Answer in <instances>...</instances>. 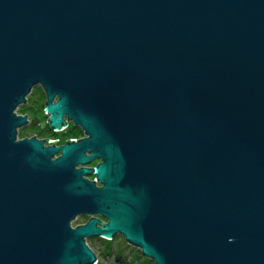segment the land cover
<instances>
[{"label": "water", "instance_id": "water-1", "mask_svg": "<svg viewBox=\"0 0 264 264\" xmlns=\"http://www.w3.org/2000/svg\"><path fill=\"white\" fill-rule=\"evenodd\" d=\"M37 86L85 137L18 139ZM118 234L264 264V0H0V264H102L87 238Z\"/></svg>", "mask_w": 264, "mask_h": 264}, {"label": "rangeland", "instance_id": "rangeland-1", "mask_svg": "<svg viewBox=\"0 0 264 264\" xmlns=\"http://www.w3.org/2000/svg\"><path fill=\"white\" fill-rule=\"evenodd\" d=\"M34 89L28 95V103L26 105L21 104L17 111L22 114L30 112L32 118L37 117L34 120L45 122L48 119V114L44 110L46 100L45 92L42 86H37ZM86 217L78 216L73 221V225L76 226L85 223L87 220ZM87 243L96 253L100 254L102 264H155L154 260L144 256L139 247L127 242L121 234H118L113 240L101 237H90L87 238Z\"/></svg>", "mask_w": 264, "mask_h": 264}, {"label": "flooded vegetation", "instance_id": "flooded-vegetation-1", "mask_svg": "<svg viewBox=\"0 0 264 264\" xmlns=\"http://www.w3.org/2000/svg\"><path fill=\"white\" fill-rule=\"evenodd\" d=\"M27 98H28L27 102L23 105H26L28 103L29 97L27 96ZM45 98H46V95H45ZM45 102H46V100H45ZM20 114H22V113H20ZM23 114H28L29 119L24 126H22L18 129V139L37 137L38 139L45 140V145L61 146L68 141H77V140L85 137V131L80 126L75 125L74 122L68 121L67 125H64L60 129H55V128L51 127L48 120H46L45 122L36 121L32 118L30 112L29 113L25 112ZM58 155H60V154L58 153L56 156H58ZM100 162H101V159H96V160H93L91 163H88L86 165H79L78 167L88 166L90 168H94ZM85 177L96 181L98 186H101V183H99V180H98L95 173H93L91 175H85ZM79 216H83V217L89 216V217H86L87 220L85 222H87L91 218L90 215H79ZM97 216L103 221H108L107 219H105L104 217H102L100 215H97ZM115 238H116V236L110 240H113Z\"/></svg>", "mask_w": 264, "mask_h": 264}, {"label": "trees", "instance_id": "trees-1", "mask_svg": "<svg viewBox=\"0 0 264 264\" xmlns=\"http://www.w3.org/2000/svg\"><path fill=\"white\" fill-rule=\"evenodd\" d=\"M33 90H35V89H33ZM45 110V109H44Z\"/></svg>", "mask_w": 264, "mask_h": 264}]
</instances>
